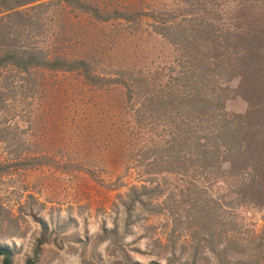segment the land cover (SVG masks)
<instances>
[{
	"label": "rangeland",
	"instance_id": "1",
	"mask_svg": "<svg viewBox=\"0 0 264 264\" xmlns=\"http://www.w3.org/2000/svg\"><path fill=\"white\" fill-rule=\"evenodd\" d=\"M43 1L0 19V45L85 58L99 78L0 69V246L12 264H254L264 200L243 201L239 183L256 171L215 161L202 152L211 142L169 120L187 112L165 98L184 90L189 54L160 24L264 37V0H93L129 15L109 20ZM225 108L249 104L233 92Z\"/></svg>",
	"mask_w": 264,
	"mask_h": 264
},
{
	"label": "trees",
	"instance_id": "2",
	"mask_svg": "<svg viewBox=\"0 0 264 264\" xmlns=\"http://www.w3.org/2000/svg\"><path fill=\"white\" fill-rule=\"evenodd\" d=\"M36 1H39L37 3L39 6L46 4L43 0H0V12L6 11L0 19H4L3 16L20 14L22 11L19 7ZM55 1L89 13L98 20L129 18L128 13H123L118 8L111 11L104 10L93 0ZM160 27L165 31L160 33L175 44L180 42L185 52L189 54V57L182 62L186 63L187 67L183 74L178 76V82L184 85V90L180 94L176 93L172 97L170 95L165 98V101H169L177 112L183 106L186 107L187 112H179L180 117L171 116L169 120L176 129L182 130L186 138L189 135L187 131L190 130L191 137L195 138L200 148L205 145L204 142L201 143V138L211 142V144L206 143L208 147L203 148L202 152L211 148L215 161L220 159L222 163L228 162L230 168L234 169L241 164L244 166L248 164L252 171L255 169L252 182L244 180L239 183L244 189L240 197L243 201L251 199L254 204H262L264 183H261L260 171L264 173V37H260V33L253 34L250 30L238 33L235 28H225L227 36L223 35V29L217 31L213 28L208 32L202 21L196 24L192 31L185 25L161 23ZM3 34L5 33H1L0 30V36ZM249 39L251 42H248ZM247 45L249 47H244ZM229 49L231 52L227 53ZM209 51L212 52L211 55L208 54ZM51 54L39 47L27 49L1 43L0 69L8 65L23 70L39 67L49 70L78 71L90 82H96L99 78L91 63L85 58L61 54L51 56ZM248 55L250 61L247 60ZM237 77L239 78L237 90H233L227 83ZM233 92H237L247 100L249 110L245 114L226 110L225 100ZM169 130L171 132L172 129ZM177 136V134L173 135L171 139L175 140ZM174 140L168 142L165 147L171 149ZM179 156L181 158L183 155ZM206 156L208 158V155ZM217 168L223 174L234 171L223 169L219 164ZM258 236L263 243L261 241L257 243V247H261L254 264H260L264 259V225ZM39 244H42V241L39 240ZM0 255H3V264H12L11 251L8 247L0 246Z\"/></svg>",
	"mask_w": 264,
	"mask_h": 264
}]
</instances>
